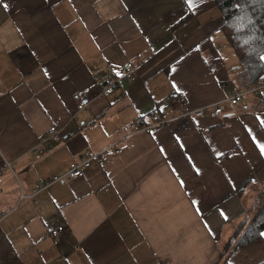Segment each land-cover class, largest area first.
Instances as JSON below:
<instances>
[{
  "label": "crops",
  "instance_id": "crops-1",
  "mask_svg": "<svg viewBox=\"0 0 264 264\" xmlns=\"http://www.w3.org/2000/svg\"><path fill=\"white\" fill-rule=\"evenodd\" d=\"M223 22L214 0H0V264L264 259V229L220 255L264 200V88L226 100L264 71L247 80ZM218 103L217 117L183 114ZM50 126L59 137L42 142Z\"/></svg>",
  "mask_w": 264,
  "mask_h": 264
},
{
  "label": "trees",
  "instance_id": "trees-1",
  "mask_svg": "<svg viewBox=\"0 0 264 264\" xmlns=\"http://www.w3.org/2000/svg\"><path fill=\"white\" fill-rule=\"evenodd\" d=\"M214 1L224 17L220 29L243 66L242 74L248 81L257 80L264 71L261 58L264 53V0ZM263 229L264 200L239 237L234 241V236L230 237L220 253L229 252L233 243L239 246L252 243ZM257 264H264V259Z\"/></svg>",
  "mask_w": 264,
  "mask_h": 264
},
{
  "label": "built area",
  "instance_id": "built-area-1",
  "mask_svg": "<svg viewBox=\"0 0 264 264\" xmlns=\"http://www.w3.org/2000/svg\"><path fill=\"white\" fill-rule=\"evenodd\" d=\"M127 66H130V63L127 64ZM116 80L112 78H104V80L101 82L100 85V91L103 93L109 92L112 87L114 86ZM261 88H264V81H262L260 84H255V85H248L245 86L244 89L238 93H234L230 97H228L226 100L230 104H236L239 102L244 95L246 94H254L257 93ZM89 101L88 95H83L80 96L77 102V108L78 109H83ZM173 101L176 105H180L181 107L184 106V96L180 94H175L173 96ZM223 105L221 103L212 105V106H204V107H199L193 110H189L184 108L183 114L184 115H194V116H208V117H217L219 115L223 114ZM151 122L152 123H146V124H141L139 122H132L129 125V132H136V131H149L151 126L156 123H162L161 120L159 119L158 115L154 113L151 117ZM59 137V130L56 126H50L42 138V142L46 140H56ZM108 150H111L114 153H119L120 151V146H118L117 142H113L110 146L107 147ZM100 152L97 153H89L87 155L81 156L79 158H76L72 160L68 166L67 169L63 174L60 175H54L50 179L45 180L43 183L39 185L38 189L32 190V193H35L39 191V189L46 187L50 183L54 181H59L63 180L64 178H76V177H81L84 175L85 169L90 165L92 159H97L99 156ZM6 166H10L9 163H5ZM12 210V207H9L7 210L0 212V220L6 216L10 211ZM64 231V226L63 224L60 223H54L48 227V232L50 235H57L59 236L61 232Z\"/></svg>",
  "mask_w": 264,
  "mask_h": 264
},
{
  "label": "snow or ice",
  "instance_id": "snow-or-ice-1",
  "mask_svg": "<svg viewBox=\"0 0 264 264\" xmlns=\"http://www.w3.org/2000/svg\"><path fill=\"white\" fill-rule=\"evenodd\" d=\"M5 7H7V5H4ZM262 59H264V57H261ZM261 148L264 149V145H261ZM195 203V201H194ZM261 235H264V233H261Z\"/></svg>",
  "mask_w": 264,
  "mask_h": 264
},
{
  "label": "rangeland",
  "instance_id": "rangeland-1",
  "mask_svg": "<svg viewBox=\"0 0 264 264\" xmlns=\"http://www.w3.org/2000/svg\"><path fill=\"white\" fill-rule=\"evenodd\" d=\"M223 233H224V232H223ZM234 244H235V243H233V245H234ZM233 245H232V246H233ZM220 255H222V254L220 253Z\"/></svg>",
  "mask_w": 264,
  "mask_h": 264
},
{
  "label": "bare ground",
  "instance_id": "bare-ground-1",
  "mask_svg": "<svg viewBox=\"0 0 264 264\" xmlns=\"http://www.w3.org/2000/svg\"><path fill=\"white\" fill-rule=\"evenodd\" d=\"M152 117V116H151ZM161 122H162V120H161Z\"/></svg>",
  "mask_w": 264,
  "mask_h": 264
}]
</instances>
